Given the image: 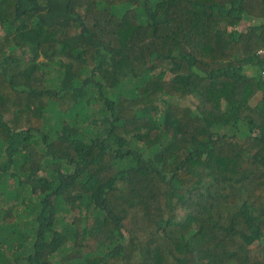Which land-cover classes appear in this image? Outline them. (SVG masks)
I'll return each mask as SVG.
<instances>
[{
    "label": "trees",
    "instance_id": "trees-1",
    "mask_svg": "<svg viewBox=\"0 0 264 264\" xmlns=\"http://www.w3.org/2000/svg\"><path fill=\"white\" fill-rule=\"evenodd\" d=\"M264 0H0V264H264Z\"/></svg>",
    "mask_w": 264,
    "mask_h": 264
},
{
    "label": "clouds",
    "instance_id": "clouds-1",
    "mask_svg": "<svg viewBox=\"0 0 264 264\" xmlns=\"http://www.w3.org/2000/svg\"><path fill=\"white\" fill-rule=\"evenodd\" d=\"M260 53L264 55V48H262V50H260ZM258 74H261L262 78L264 79V59L261 63V67H259Z\"/></svg>",
    "mask_w": 264,
    "mask_h": 264
}]
</instances>
